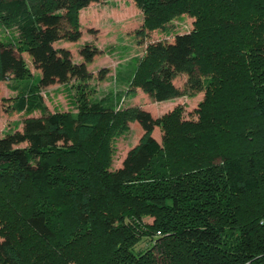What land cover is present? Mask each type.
<instances>
[{
  "label": "trees",
  "instance_id": "1",
  "mask_svg": "<svg viewBox=\"0 0 264 264\" xmlns=\"http://www.w3.org/2000/svg\"><path fill=\"white\" fill-rule=\"evenodd\" d=\"M105 1L0 0V82H19L5 109L25 117L0 140V264H264V0H133L138 36L192 19L145 47L129 86L156 103L203 93L194 121L115 109L114 95L50 112L40 86L71 71L52 44L76 40L78 11ZM131 122L142 134L111 170Z\"/></svg>",
  "mask_w": 264,
  "mask_h": 264
},
{
  "label": "rangeland",
  "instance_id": "2",
  "mask_svg": "<svg viewBox=\"0 0 264 264\" xmlns=\"http://www.w3.org/2000/svg\"><path fill=\"white\" fill-rule=\"evenodd\" d=\"M79 23L78 38L74 41H56L52 48L63 51L56 60L61 67L71 71L65 80L40 86L43 105L50 112H76L78 96L88 100L101 99L114 95L117 99L115 109L129 107L139 108L153 119L163 118L175 109H179L183 120L194 121L203 93L183 96L164 102H153L139 88L129 86L137 60L144 55L145 47L152 43H172L175 35H183L191 30L192 19L182 15L173 19L165 30L144 32L141 30L142 13L133 0H107L90 2L77 13ZM8 32L0 27V40L7 37ZM28 71V81L35 82L41 77V71L32 62L29 55L21 54ZM186 75L180 74L173 79V84L182 89ZM17 81L0 82V140L10 133L21 132L24 115L8 114L5 107L15 97L14 88ZM31 116L38 117L34 112ZM142 134L138 123L131 122L127 130L114 138L112 143L111 170L120 168L126 153L134 147ZM153 138L163 143V132L155 128ZM20 145L18 147H23ZM145 244H141L143 247Z\"/></svg>",
  "mask_w": 264,
  "mask_h": 264
}]
</instances>
